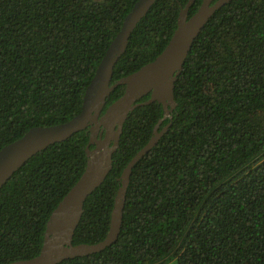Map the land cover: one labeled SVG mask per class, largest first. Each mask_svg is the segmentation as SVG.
<instances>
[{
	"label": "trees",
	"instance_id": "trees-1",
	"mask_svg": "<svg viewBox=\"0 0 264 264\" xmlns=\"http://www.w3.org/2000/svg\"><path fill=\"white\" fill-rule=\"evenodd\" d=\"M137 1L0 0V150L81 112ZM188 2H155L111 85L164 51ZM124 92L115 88L104 112ZM174 96L173 118L159 130L170 129L133 169L116 244L61 264H264V0H233L213 15ZM163 117L158 102L129 115L112 171L84 204L75 246L106 238L123 171ZM89 141L87 129L48 147L1 188L0 264L40 254L50 216L86 169Z\"/></svg>",
	"mask_w": 264,
	"mask_h": 264
},
{
	"label": "water",
	"instance_id": "water-1",
	"mask_svg": "<svg viewBox=\"0 0 264 264\" xmlns=\"http://www.w3.org/2000/svg\"><path fill=\"white\" fill-rule=\"evenodd\" d=\"M156 1L138 0L126 16L119 33L109 46L85 91L82 110L77 116L63 124L32 128L20 139L0 150L1 190L12 176L38 153L70 139L81 131L89 129L90 133V141L86 148L88 158L86 169L50 216L40 254L33 259L11 264H61L70 259L101 253L118 241L133 169L158 145L171 127L169 123L159 130L165 120L173 118L172 112L177 107L174 96L175 84L195 40L213 15L233 0H203L198 11L190 18L189 11L196 0H189L180 11L177 28L164 51L137 72L111 85L114 67L125 54L132 33ZM118 86H125L124 94L104 112L107 99ZM147 96L150 98L140 103ZM155 102L163 105L164 117L154 128L148 144L135 155L123 171L106 238L94 245L75 246L73 239L84 213V204L112 171L113 156L120 147L123 128L129 115L136 108ZM91 146L94 148L90 149Z\"/></svg>",
	"mask_w": 264,
	"mask_h": 264
}]
</instances>
